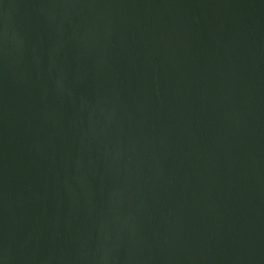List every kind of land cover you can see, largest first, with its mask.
Returning <instances> with one entry per match:
<instances>
[{
    "label": "water",
    "instance_id": "1",
    "mask_svg": "<svg viewBox=\"0 0 264 264\" xmlns=\"http://www.w3.org/2000/svg\"><path fill=\"white\" fill-rule=\"evenodd\" d=\"M0 264H264V0H0Z\"/></svg>",
    "mask_w": 264,
    "mask_h": 264
}]
</instances>
